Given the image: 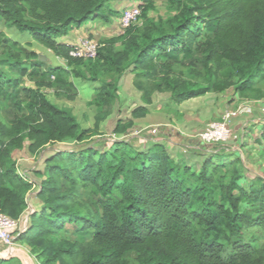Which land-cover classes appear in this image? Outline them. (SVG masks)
<instances>
[{
	"label": "trees",
	"instance_id": "1",
	"mask_svg": "<svg viewBox=\"0 0 264 264\" xmlns=\"http://www.w3.org/2000/svg\"><path fill=\"white\" fill-rule=\"evenodd\" d=\"M123 1L0 0V23L66 62L49 65L0 30V213L23 217L35 186L19 174L18 150L37 155L50 145L80 146L45 158L36 172L41 204L16 243L38 264H264V180L247 179L240 157L209 154L195 171L161 144L123 139L104 150L88 143L102 135L128 71L146 104L156 92L179 105L230 89L264 100V0H163L176 13L157 20H144L139 4L140 22L101 40L96 58L70 56L72 45L58 40L87 22L120 18L123 10L113 5ZM72 79L99 84L91 128L47 97L54 90L74 99ZM147 114L142 106L132 112Z\"/></svg>",
	"mask_w": 264,
	"mask_h": 264
},
{
	"label": "rangeland",
	"instance_id": "2",
	"mask_svg": "<svg viewBox=\"0 0 264 264\" xmlns=\"http://www.w3.org/2000/svg\"><path fill=\"white\" fill-rule=\"evenodd\" d=\"M143 3L146 6V10L144 11V20H157L161 18L167 19L168 17L176 13L175 7L168 1L163 0H125L123 2H120L119 4L115 3L113 7L120 13L126 7L136 6ZM110 19L112 21L111 23H106L103 21H90L87 22L83 27H95V30H93V33H90V36L92 37V39L100 42L103 39L116 37L119 34V18L112 17ZM0 30L12 40L19 42L21 46L26 48L27 50L39 52L40 54L46 55L47 57L50 56L52 60L49 59L48 62L52 64H66L65 61L57 59L51 51H49L48 49L46 50V48L37 44L29 34L21 33L15 28H8L2 23H0ZM60 39L58 41H60ZM127 73H129V71ZM75 82L76 84H78L79 90L82 91V87L86 83V81L76 80ZM87 95L88 94L86 93L83 96L82 92V97L80 99L77 98L75 101H68L58 96L54 90H47V97L49 98V100L53 101L60 107L63 106L65 108H73L74 112L78 115V118L83 124L82 125L80 123L82 125V128L85 126H94V119L91 113H88V111H86L87 109H85L87 107ZM2 103L3 104L1 105L4 106V116L6 119H8L11 116L9 106L7 105L8 102ZM203 106L207 107L204 117L207 120V125L224 121L227 115L231 114V116L227 119V125H229V128L231 129L232 139L224 143L209 145L208 147H205L206 150H208L207 148H209V151L212 152V150L214 151L216 149L214 151L216 152L218 148H220L222 151H226L228 153H236L237 156L242 160L243 172L247 179L252 181L257 179L264 180V146L257 142L258 138L261 135L259 128L261 125H264V100L241 99L234 94L233 89H230L221 94H209L207 97H205L204 101H202V107ZM245 108H247V110H249L250 112L246 113L247 111H244ZM170 112L176 118L179 117V115L174 110H172V108L170 109ZM114 123V119L108 120L102 129V135L95 137L88 143L104 150L110 149L113 146L114 142L123 139H127L135 146H148V144L144 143V141L139 137L133 138L132 133L136 131L135 128L132 127L133 125L124 126L123 124H121L120 131L122 134H127V137L118 139L116 135L121 133H115ZM243 128L245 129L243 130ZM194 140L195 144L197 145V147L195 148H197L198 153L200 152L199 149H204L203 147L205 145H203L197 139V136ZM143 144L146 145L143 146ZM216 145L221 146L218 147ZM79 147L80 146L78 144L73 142L60 143L46 147L37 155H31L30 153H28V150L25 147L21 150H18L13 155L19 170V174L28 178L35 184V186L27 195L26 202H28V208L25 215H23L24 219H28L27 216L29 217V215L32 213L30 210L32 209V205L39 206L41 204L40 200L37 198L39 183L41 182V180L36 175V172L44 167L45 158L48 157L51 154L50 152L55 149L77 150L79 149ZM185 163V165H188L192 162L189 163L186 161ZM196 165L197 164H192L191 168L196 169ZM20 250L23 251L27 256L31 257L26 249L20 248ZM13 253L15 254L16 252ZM0 255H3L4 257L11 256V254L6 253L5 248L1 245ZM15 255L18 254L16 253ZM15 259L19 261V264H23L20 259ZM31 259L34 264H38V262L33 257H31Z\"/></svg>",
	"mask_w": 264,
	"mask_h": 264
},
{
	"label": "crops",
	"instance_id": "3",
	"mask_svg": "<svg viewBox=\"0 0 264 264\" xmlns=\"http://www.w3.org/2000/svg\"><path fill=\"white\" fill-rule=\"evenodd\" d=\"M95 27H81L72 29L67 36L60 39L61 42L66 43L68 45H73L77 42L79 38L90 36V33H93ZM39 53V52H37ZM39 55H42L39 53ZM47 58V63L52 66L64 67L66 68V64H55L48 62L51 59L50 56L43 55ZM59 60L64 61L56 57ZM135 74L129 71V73H125L123 77L120 78L119 86H118V100L115 103L112 113L109 117L101 123L100 132L102 133V129L105 126L106 122L110 119H114L115 128L118 125V121H122L123 125L132 122L135 128V132L132 133L133 138L139 137L144 141V143L148 144L146 148H152L156 144L164 145L171 158L175 161V163L182 166H192V164H197L196 169H192L198 171L202 166L203 162L207 158L209 154H233L228 153L226 151H222L220 148L216 152L212 150H206L205 147L209 145H205L204 149H199L200 152L197 153V145L195 144V137L201 131H203L208 125L207 120L204 118L207 107H202V101H204L205 97L209 94L195 98L194 100L186 101L179 105H173L171 101V96L169 93H154L151 97V103L146 104L143 100V93L137 89L134 85ZM76 80L82 81L81 79H72L75 87L77 89V96L74 99H67L68 101H75L77 98L80 99L87 93V101H86V111L91 113L94 123L95 116L97 114V108L91 104L96 95V90L99 87L98 83L86 82L82 91L79 90L78 84H76ZM145 107L148 110V114L143 118H133L132 112L137 107ZM60 107V106H59ZM62 109L68 110L73 114L74 117L81 123L78 115L74 112L73 108H65L60 107ZM174 110L179 117H175L170 109ZM91 109V110H90ZM82 124V123H81ZM83 125V124H82ZM83 128H91V127H83ZM239 129V127H238ZM245 128H243L244 130ZM260 134L264 133V125L259 128ZM260 135V137H261ZM258 138V140L260 139ZM257 140V142H258ZM197 143V142H196ZM146 144H143L146 145ZM260 144V143H259ZM264 146V143L261 144ZM220 147L221 145H216ZM215 147V146H214ZM237 155L236 153H234ZM191 163L185 165L186 161ZM40 206V205H39ZM39 206L32 205L30 209L33 213L38 209ZM28 220L29 217L27 216Z\"/></svg>",
	"mask_w": 264,
	"mask_h": 264
},
{
	"label": "built area",
	"instance_id": "4",
	"mask_svg": "<svg viewBox=\"0 0 264 264\" xmlns=\"http://www.w3.org/2000/svg\"><path fill=\"white\" fill-rule=\"evenodd\" d=\"M141 16L142 10L139 5L124 8L119 18V34H124L131 26L138 24ZM99 48L100 44L98 41L91 39L89 36H85L79 38L72 45L70 56L77 59H93L97 57ZM244 111H247L246 113L250 112L247 108ZM230 116L231 114H228L224 121L208 125L197 135V139L203 145H214L230 141L232 139V132L229 125H227V119ZM21 176L24 177L23 175ZM27 225L28 219H24L23 217L13 219L0 213V245L5 248L7 254L21 251L20 248H24L16 243V239L21 233L27 230Z\"/></svg>",
	"mask_w": 264,
	"mask_h": 264
},
{
	"label": "water",
	"instance_id": "5",
	"mask_svg": "<svg viewBox=\"0 0 264 264\" xmlns=\"http://www.w3.org/2000/svg\"><path fill=\"white\" fill-rule=\"evenodd\" d=\"M39 59H40L41 61H44V62L47 61V58H46L45 56H43V55H39ZM116 137H117L118 139L126 138V137H127V134H122V133H121V134L116 135ZM22 253H24V252H22ZM10 254H11L10 257H4L3 255H0V258H1V259L3 258V260H10V259H12V258H18V259H20V260L22 261L23 264H26L25 261H24V259H23L21 256H19V255H15L16 253H15V254H14V253H10ZM24 255H25V258H26V259L32 261L31 257L27 256L25 253H24Z\"/></svg>",
	"mask_w": 264,
	"mask_h": 264
},
{
	"label": "bare ground",
	"instance_id": "6",
	"mask_svg": "<svg viewBox=\"0 0 264 264\" xmlns=\"http://www.w3.org/2000/svg\"><path fill=\"white\" fill-rule=\"evenodd\" d=\"M22 252H23V251H16V253H17L18 255H20V256L24 259V261H25L26 264H34L32 261L26 259L24 253H22Z\"/></svg>",
	"mask_w": 264,
	"mask_h": 264
}]
</instances>
